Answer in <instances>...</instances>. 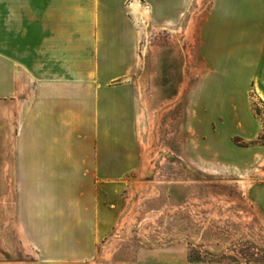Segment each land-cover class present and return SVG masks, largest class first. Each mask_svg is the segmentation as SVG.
<instances>
[{"label": "rangeland", "instance_id": "rangeland-1", "mask_svg": "<svg viewBox=\"0 0 264 264\" xmlns=\"http://www.w3.org/2000/svg\"><path fill=\"white\" fill-rule=\"evenodd\" d=\"M110 1L136 43L121 75L104 84L121 87L128 100L132 140L124 150L137 157L130 168H106L105 188L95 191L114 219L95 253L73 264H264V219L251 198L252 186L264 183V157L246 151L264 145V104L250 92L263 130L245 140L231 117L233 104L244 114L243 78L204 76L198 34L212 0ZM244 120L253 131L255 123ZM72 169L53 168L51 182L35 188L27 181L24 210L33 217L63 211L70 224L72 195L87 199L95 188L87 180L74 185ZM19 190L16 168H2L0 149V264L38 259L29 232L35 221L17 214Z\"/></svg>", "mask_w": 264, "mask_h": 264}, {"label": "crops", "instance_id": "crops-1", "mask_svg": "<svg viewBox=\"0 0 264 264\" xmlns=\"http://www.w3.org/2000/svg\"><path fill=\"white\" fill-rule=\"evenodd\" d=\"M110 3L0 0L2 168H16L18 217L35 221L29 232L36 264H73L95 253L114 219L106 198L95 190L100 184L105 188L106 168H130L137 157L124 150L132 140L124 118L128 100L121 87L104 84L121 75L136 43L120 10H112ZM198 45L208 63L205 77L216 71L220 77L243 78L242 86H234L245 91L244 114L233 104L231 117L236 133L248 141L257 139L263 126L252 112L250 92L264 104V0H212L199 26ZM244 118L255 123L253 131ZM246 151L264 157V145ZM53 168H73L78 174L74 185L87 180L95 187L87 199L72 195L70 224L63 211L33 217L23 207L27 181L34 188L51 182ZM251 198L264 219V183L252 186ZM58 218L64 220L60 228L46 224Z\"/></svg>", "mask_w": 264, "mask_h": 264}, {"label": "trees", "instance_id": "trees-1", "mask_svg": "<svg viewBox=\"0 0 264 264\" xmlns=\"http://www.w3.org/2000/svg\"><path fill=\"white\" fill-rule=\"evenodd\" d=\"M262 138H263V136L260 137V139H262Z\"/></svg>", "mask_w": 264, "mask_h": 264}, {"label": "bare ground", "instance_id": "bare-ground-1", "mask_svg": "<svg viewBox=\"0 0 264 264\" xmlns=\"http://www.w3.org/2000/svg\"><path fill=\"white\" fill-rule=\"evenodd\" d=\"M140 4V3H139ZM145 11H148L147 9Z\"/></svg>", "mask_w": 264, "mask_h": 264}]
</instances>
